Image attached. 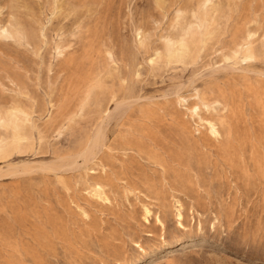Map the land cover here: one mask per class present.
I'll list each match as a JSON object with an SVG mask.
<instances>
[{
	"label": "rangeland",
	"instance_id": "rangeland-1",
	"mask_svg": "<svg viewBox=\"0 0 264 264\" xmlns=\"http://www.w3.org/2000/svg\"><path fill=\"white\" fill-rule=\"evenodd\" d=\"M0 119V264H264V0H0Z\"/></svg>",
	"mask_w": 264,
	"mask_h": 264
},
{
	"label": "bare ground",
	"instance_id": "bare-ground-1",
	"mask_svg": "<svg viewBox=\"0 0 264 264\" xmlns=\"http://www.w3.org/2000/svg\"><path fill=\"white\" fill-rule=\"evenodd\" d=\"M1 33L2 34H6V31L5 30H2L1 31ZM179 46H180V48H184L185 46H184V44H183V42L181 41L180 42V44H179ZM244 53H245V58L246 59H250L251 58V54H250V52H249V48L248 47H246L244 50ZM184 54V53H183ZM151 62H152V60H151ZM128 102V101H127ZM131 102V101H130ZM129 105V104H128ZM111 108V107H110ZM197 110H198V107H196V106H192L191 107V109H190V112H191V114L192 113H194L195 115H197ZM108 115V114H107ZM107 117V116H106ZM12 120H13V122H14V124L16 125V126H18L20 123H21V121H20V119L17 117V115H16V112L15 113H13V115H12ZM106 120V119H105ZM108 120V119H107ZM0 122H1V119H0ZM205 124L208 126V129H209V131H210V133L212 134V135H216L217 134V132H216V129L214 128V125L210 122V121H205ZM99 131V130H98ZM102 131V130H101ZM104 133V132H103ZM102 133V134H103ZM94 135H96V134H94ZM93 136V135H92ZM101 138V137H100ZM101 140V139H100ZM16 141L17 142H22V141H27V138L25 137V136H16ZM96 141V140H95ZM102 143H103V141H101ZM98 144V143H97ZM5 148H6V146L5 145H0V154H3L4 152H5ZM69 160V159H68ZM89 162V161H88ZM31 167V166H30ZM36 167V166H35ZM34 168V167H33ZM60 168V167H59ZM46 170V169H45ZM91 196H94V197H96V198H100L101 196H103V191H102V186L100 185V184H97V185H95L94 186V188L92 189V191H91ZM178 218L179 219H181V215L179 214L178 215ZM170 253H172V252H170ZM171 255V254H170ZM174 255L172 254V257H173Z\"/></svg>",
	"mask_w": 264,
	"mask_h": 264
}]
</instances>
